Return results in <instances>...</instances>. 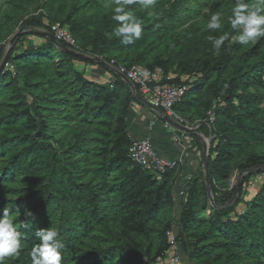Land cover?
Returning <instances> with one entry per match:
<instances>
[{
  "label": "trees",
  "instance_id": "16d2710c",
  "mask_svg": "<svg viewBox=\"0 0 264 264\" xmlns=\"http://www.w3.org/2000/svg\"><path fill=\"white\" fill-rule=\"evenodd\" d=\"M234 4L133 3L127 7L142 22V38L126 45L105 35L118 26L105 6L113 0H0V65L9 38L23 30L0 73V217L7 208L22 244L4 264H31L36 232L50 227L63 243L62 264H161L171 231L188 264H264V183L245 199L252 178L264 175V38L246 46L225 42L219 54L207 39L236 34L229 23ZM33 7L45 15L25 18ZM216 11L223 28L214 32L206 26ZM57 23L78 54L160 68L163 83L191 86L175 111L211 139L216 207L202 166L177 197L180 167L158 175L132 163L129 118L141 97L114 71L106 84L89 79L77 63L105 65L42 34ZM236 172L243 176L234 200Z\"/></svg>",
  "mask_w": 264,
  "mask_h": 264
},
{
  "label": "clouds",
  "instance_id": "9594fccd",
  "mask_svg": "<svg viewBox=\"0 0 264 264\" xmlns=\"http://www.w3.org/2000/svg\"><path fill=\"white\" fill-rule=\"evenodd\" d=\"M133 3L142 9H149L155 6L156 0H113V5H105L112 7V19L118 22L113 32L105 33L108 39L114 36L121 38L124 44L130 45L142 38V22L134 11L127 7ZM229 23L235 35L225 31L222 35L207 37L217 54L225 42L246 46L255 45L264 38V0H235ZM206 27L214 32L222 30V13L214 12ZM31 216L32 212L26 210L25 219ZM36 237L39 243L34 245L29 253L31 264H62L63 243L59 239V232L50 227L37 231ZM21 247V233L14 225L9 210L5 208L3 216L0 217V264H4L6 258L18 257Z\"/></svg>",
  "mask_w": 264,
  "mask_h": 264
},
{
  "label": "built area",
  "instance_id": "2783aa9c",
  "mask_svg": "<svg viewBox=\"0 0 264 264\" xmlns=\"http://www.w3.org/2000/svg\"><path fill=\"white\" fill-rule=\"evenodd\" d=\"M44 14L45 12L40 9L37 14ZM58 42H63L73 48L77 53H80V48L76 41L72 38L68 29L57 23L51 26V32ZM7 47V46H6ZM88 57V56H86ZM97 63L98 60L105 62L101 58H91ZM110 68L115 70V73L121 77L127 78L135 87V90L139 97L149 107L154 109L158 113H162L164 116L175 121L176 123L186 126L191 129L198 130L200 125H190L181 115L175 111V107L181 102L182 98L190 91L191 86L188 85H172L163 83L164 73L162 69L157 68L154 71L142 67L134 66L127 68L122 65H118L115 60L105 62ZM171 80L172 77L166 78ZM211 121H213L212 114L209 113ZM157 118V116L155 117ZM130 159L134 165L140 166L144 169H148L158 175L164 174L168 170H172L178 166L176 161H168L161 158L149 138L142 141H134L133 147L130 151ZM184 192L181 194L183 196ZM171 249L169 252H174V257L171 259L172 264H182L180 256L176 253L178 248V242L174 231L168 233ZM164 258H159V263H164L168 258V254Z\"/></svg>",
  "mask_w": 264,
  "mask_h": 264
},
{
  "label": "crops",
  "instance_id": "0c3cea01",
  "mask_svg": "<svg viewBox=\"0 0 264 264\" xmlns=\"http://www.w3.org/2000/svg\"><path fill=\"white\" fill-rule=\"evenodd\" d=\"M32 40L37 44L42 43V40L39 38L35 40L32 38ZM99 66L101 65L95 64L91 68V80L98 83L105 81L106 77V73ZM77 68L85 72L87 76L88 68L84 70V65L81 63H77ZM106 68L109 71H113L108 67ZM156 116L157 118H155ZM129 131L133 141H142L149 138L161 158L178 163L182 174L177 181L175 193L177 197H180L185 191L190 178L201 168L203 161L204 154L201 153L195 137L200 139L202 147V139L209 138H206L198 131L197 135L179 131L166 120V117L162 113L156 112L145 104L142 99L140 103H135L131 109Z\"/></svg>",
  "mask_w": 264,
  "mask_h": 264
},
{
  "label": "water",
  "instance_id": "95a60500",
  "mask_svg": "<svg viewBox=\"0 0 264 264\" xmlns=\"http://www.w3.org/2000/svg\"><path fill=\"white\" fill-rule=\"evenodd\" d=\"M23 33V30L20 29L16 34L13 35V37L9 40L8 42V48H7V51H6V55L4 57V59L2 60L1 62V65H0V73L3 71V69L7 66V62H8V58H9V52L12 48V46L14 45V43L17 41L18 37ZM42 34L50 39L51 41H53L58 47H60L61 45L59 44V42L56 40V38L53 36L52 33L50 32H42ZM71 52V51H70ZM72 54H75V55H78V56H81V57H84V58H87V59H90L89 57H86L85 55H82V54H78V53H75V52H71ZM98 62L100 64H103L105 65L106 67H108L105 62L103 61H100L98 60ZM109 68V67H108ZM110 69V68H109ZM113 70V69H111ZM115 72V70H113ZM123 80L129 85V87L131 88L132 92H133V95L135 97H139V95L137 94L136 90H135V87L134 85L125 77H122ZM166 117V116H165ZM166 120L175 128H177L179 131H182V132H185V133H193V134H196L197 135V130L196 129H191V128H188L186 126H182L178 123H176L175 121L169 119L168 117H166ZM203 141V150H204V164H203V171L205 173V179H206V183H207V186H208V193H209V199H210V203L212 204L213 207H216V204L214 202V198L212 196V192H211V189H210V184H209V180H208V169H209V159H210V155H209V151H210V148H211V141L209 139H202ZM259 170H264V168H260ZM256 172V170L254 171ZM243 175L241 174L240 176V179ZM239 179V182L237 183V190L235 192V195H234V200L237 198L238 194H239V191H240V185H241V180Z\"/></svg>",
  "mask_w": 264,
  "mask_h": 264
},
{
  "label": "rangeland",
  "instance_id": "374dc122",
  "mask_svg": "<svg viewBox=\"0 0 264 264\" xmlns=\"http://www.w3.org/2000/svg\"><path fill=\"white\" fill-rule=\"evenodd\" d=\"M6 0H2V2H5ZM40 9L38 7H33L31 8L26 14H25V18L31 16V15H37L38 11ZM20 30V28L18 27L14 34H16L18 31ZM13 34V35H14ZM13 35L9 38V40L13 37ZM32 38L35 40L36 38L35 37H28V39H31ZM7 47H6V51H7V48H8V43L6 44ZM82 65H84V70L85 68H88L87 70V76L92 79L91 77V68L93 66H95V64H86V63H81ZM89 65V66H87ZM81 66V65H80ZM105 73H106V77H105V81H101L100 83L102 84H106V83H109L110 82V79L112 77V73L105 67V66H99ZM94 69V68H93ZM209 140L211 141V139L209 138ZM201 153L204 154V150L201 149ZM203 160H204V157H203ZM202 168H203V165L201 164ZM240 176L241 174L236 172L234 177H233V180H232V187L234 185H236L238 182H239V179H240ZM264 183V175H258V176H255L254 178H252L251 180V183L248 185V188H247V195H246V200H250L259 190L260 186ZM210 205L212 206V204L210 203ZM213 207V206H212ZM174 217H176V215H174ZM182 249L178 246L177 248V251L176 253L180 256L181 260H182V264H188L186 261H185V258L183 257L182 255ZM174 257V252H169L168 254V258L165 259V262L164 263H161V264H172L171 263V259Z\"/></svg>",
  "mask_w": 264,
  "mask_h": 264
}]
</instances>
